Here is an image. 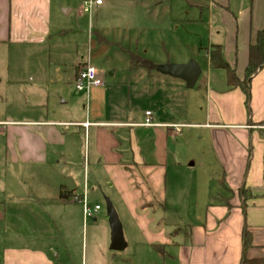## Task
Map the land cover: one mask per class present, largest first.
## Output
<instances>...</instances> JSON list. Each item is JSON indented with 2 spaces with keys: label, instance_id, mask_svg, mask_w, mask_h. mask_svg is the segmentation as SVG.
Returning <instances> with one entry per match:
<instances>
[{
  "label": "crops",
  "instance_id": "crops-1",
  "mask_svg": "<svg viewBox=\"0 0 264 264\" xmlns=\"http://www.w3.org/2000/svg\"><path fill=\"white\" fill-rule=\"evenodd\" d=\"M196 1L201 15L207 9L213 17L209 46L200 49L206 66L193 88L206 91V104L197 103L201 115L189 122L186 83L156 70L169 62L130 70V53L141 55L132 51L131 32L104 33L105 0L88 13L85 0H0V50L11 62L0 108L3 264H66L56 247L60 227L68 235L84 227L86 205L100 207L97 223L104 201L122 224L126 248L141 249L130 264H160L159 257L169 264H241L246 228L250 250L264 246V68L251 81L247 112L246 94L229 89L226 72L208 59L221 46L243 79L250 45L264 30V0ZM84 15L89 22L80 29ZM98 49L103 68L94 67L104 85L78 91L80 68L93 66ZM36 56L45 64L16 63ZM147 111L154 127L141 125ZM186 127L209 138L200 163L183 150ZM85 261L107 258L98 252Z\"/></svg>",
  "mask_w": 264,
  "mask_h": 264
},
{
  "label": "rangeland",
  "instance_id": "rangeland-1",
  "mask_svg": "<svg viewBox=\"0 0 264 264\" xmlns=\"http://www.w3.org/2000/svg\"><path fill=\"white\" fill-rule=\"evenodd\" d=\"M107 14L99 21L104 33L109 36L118 35L120 31H125L126 34L130 33L132 40V51H136V48L141 56L155 62L170 64H184L191 60L196 61L200 68L203 70L206 66L207 58L204 53H201L205 47L209 46L211 23L209 22V10L203 11L200 14V9L195 6L196 0H105ZM89 16L84 15L83 26L79 23L80 29L87 28L89 22ZM73 19V18H70ZM96 17H94V25L96 29ZM212 22V20H211ZM78 28V27H77ZM88 30L86 31V34ZM94 35V40H96ZM95 56L98 61H95ZM101 56H104V49H98L94 53L93 66L100 69L103 68V63L100 61ZM34 57V56H33ZM46 59L45 57H43ZM111 58V57H110ZM16 62L18 65L22 63L31 66L44 65L45 62H41V59L35 58H18ZM24 61V62H23ZM121 65V61H117ZM11 62L9 57L5 54V50H0V108L5 109L7 104L6 92H7V70L10 68ZM105 66V65H104ZM224 71V70H223ZM189 97L184 96V100L189 98V105L183 112L189 122L197 120L194 115H201L197 111V103L205 106L207 94L203 92H197L195 90H185ZM201 105V106H202ZM249 112V109H246ZM189 111V113H188ZM202 117V116H200ZM183 137L187 143L183 147L189 154L197 160L198 163L204 160V151L211 147L209 138L203 137V134L198 129L183 128ZM205 134V133H204ZM181 140V137L178 138ZM181 147L182 145L179 144ZM191 159L190 162H193ZM66 174V171H63ZM83 175V170H82ZM215 189H218V185L212 187V193ZM100 201H93L97 203ZM94 206V205H93ZM102 211L98 212V222H93L94 213L90 216L84 217L85 225L79 229L76 233L68 235L66 233V226L61 228L60 234L62 238L58 244H56L57 250L61 255L59 261L66 264H85V259L88 262L94 258L98 252L103 255L104 259L107 258L103 264H130V260L136 257L140 252V247L130 245L124 251L110 250V221L108 202L101 203ZM61 221H65L64 215L59 217ZM70 220V219H69ZM68 221V219H67ZM78 222V219L77 221ZM80 222V220H79ZM96 229V230H95ZM1 245V241H0ZM0 246V264H3V251ZM65 249L70 253V258L64 254ZM129 253V254H128ZM129 255V256H125ZM250 258L261 257L264 255V246L254 248L249 252ZM56 257V254H53ZM53 259V258H52ZM57 260V259H56ZM160 264H169L168 259L156 258ZM59 264V263H58Z\"/></svg>",
  "mask_w": 264,
  "mask_h": 264
},
{
  "label": "trees",
  "instance_id": "trees-1",
  "mask_svg": "<svg viewBox=\"0 0 264 264\" xmlns=\"http://www.w3.org/2000/svg\"><path fill=\"white\" fill-rule=\"evenodd\" d=\"M210 66L213 69L224 70L227 75L229 89L240 88L246 94V104L249 109L250 103V84L253 77L264 68V30L256 34L255 42L250 45L248 64L244 72L243 79L237 76L236 70L225 60L221 46L213 47L208 55ZM154 63L150 60L143 59L141 56L130 53V70L146 68L152 70ZM242 194V191H240ZM244 197H248L243 191ZM253 247V236L247 228L244 231V253L241 264H264V255L261 257L250 258L248 253ZM154 250L161 256H165L163 247L154 246Z\"/></svg>",
  "mask_w": 264,
  "mask_h": 264
},
{
  "label": "water",
  "instance_id": "water-1",
  "mask_svg": "<svg viewBox=\"0 0 264 264\" xmlns=\"http://www.w3.org/2000/svg\"><path fill=\"white\" fill-rule=\"evenodd\" d=\"M156 70L161 74L183 80L188 89H193L195 87L202 74L199 64L194 60H191L186 64L160 65L156 67ZM108 211L111 227L110 249L113 251H123L126 248V243L122 224L110 204L108 206Z\"/></svg>",
  "mask_w": 264,
  "mask_h": 264
},
{
  "label": "built area",
  "instance_id": "built-area-1",
  "mask_svg": "<svg viewBox=\"0 0 264 264\" xmlns=\"http://www.w3.org/2000/svg\"><path fill=\"white\" fill-rule=\"evenodd\" d=\"M103 4V0H85L83 10L88 13L91 11L93 6H100ZM104 85V80L97 71V69L91 64H84L81 66L77 80L75 82V88L78 91L90 90L94 87H101ZM4 125V124H0ZM144 127H154L156 124L153 119V113L147 111L145 113V120L141 124ZM100 209L99 206H96L93 210L89 206H85V215L86 217L90 216L91 213L97 212Z\"/></svg>",
  "mask_w": 264,
  "mask_h": 264
}]
</instances>
